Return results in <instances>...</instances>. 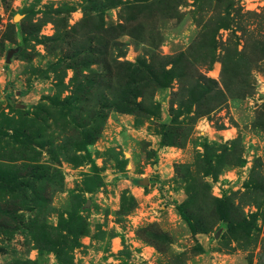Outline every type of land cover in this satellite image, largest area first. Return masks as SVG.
<instances>
[{
    "label": "rangeland",
    "instance_id": "1",
    "mask_svg": "<svg viewBox=\"0 0 264 264\" xmlns=\"http://www.w3.org/2000/svg\"><path fill=\"white\" fill-rule=\"evenodd\" d=\"M0 264H264V0H0Z\"/></svg>",
    "mask_w": 264,
    "mask_h": 264
},
{
    "label": "water",
    "instance_id": "2",
    "mask_svg": "<svg viewBox=\"0 0 264 264\" xmlns=\"http://www.w3.org/2000/svg\"><path fill=\"white\" fill-rule=\"evenodd\" d=\"M14 52H15L14 50H11V51H8V52L6 53L5 63H9V62H10V57H11V55H12ZM145 183H147V181H146V182H142V185H144Z\"/></svg>",
    "mask_w": 264,
    "mask_h": 264
}]
</instances>
